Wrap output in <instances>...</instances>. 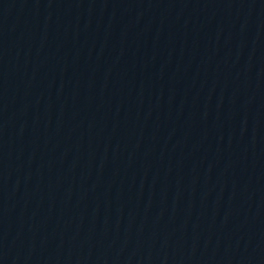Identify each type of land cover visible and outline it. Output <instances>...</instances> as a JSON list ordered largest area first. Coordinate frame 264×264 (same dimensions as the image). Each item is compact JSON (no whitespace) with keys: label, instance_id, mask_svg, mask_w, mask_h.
Wrapping results in <instances>:
<instances>
[{"label":"water","instance_id":"1","mask_svg":"<svg viewBox=\"0 0 264 264\" xmlns=\"http://www.w3.org/2000/svg\"><path fill=\"white\" fill-rule=\"evenodd\" d=\"M264 105V0H0V264H162Z\"/></svg>","mask_w":264,"mask_h":264}]
</instances>
